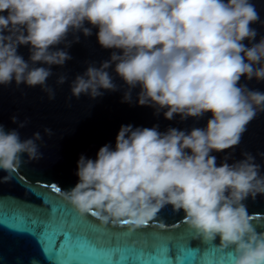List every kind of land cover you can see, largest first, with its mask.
Masks as SVG:
<instances>
[{
  "label": "clouds",
  "instance_id": "1",
  "mask_svg": "<svg viewBox=\"0 0 264 264\" xmlns=\"http://www.w3.org/2000/svg\"><path fill=\"white\" fill-rule=\"evenodd\" d=\"M0 13H6L0 15V85L40 86L53 99L46 85L51 68L36 64L63 66L71 59L67 49L79 42L77 33L92 35L87 22L97 28L98 44L114 51L75 76L72 97L118 90L112 68L123 81L122 102H131L138 87L136 103L163 110L165 119L211 113L204 128L187 133L121 125L114 149L101 146L95 160L79 156L77 183L59 191L64 201L102 225L127 221L130 232L171 205L183 211L194 237H219V248L230 247L231 264H264V232L249 222L243 203L264 196L260 166L247 152L219 165L210 155L238 145L247 124L264 111V93L239 84L242 76L264 80V37L250 46L242 42L257 36L250 25L259 14L249 0H0ZM21 45L29 48L27 61L17 53ZM65 79L60 75L57 84ZM39 140L40 132L21 139L0 124V170L9 173L0 180L20 167L22 154L40 159Z\"/></svg>",
  "mask_w": 264,
  "mask_h": 264
},
{
  "label": "water",
  "instance_id": "2",
  "mask_svg": "<svg viewBox=\"0 0 264 264\" xmlns=\"http://www.w3.org/2000/svg\"><path fill=\"white\" fill-rule=\"evenodd\" d=\"M249 2L255 6L259 20L250 25L257 32L255 41H242L247 46L264 37V0ZM85 26L92 28V35L77 33L79 42L67 49L71 59L63 66L36 64L51 68L52 75L46 85L52 88L53 99L40 86L15 82L0 85V124L5 130L16 129L21 139L30 138L33 132L41 133V140L36 141L40 159L28 161L26 154H22L20 167L6 182L0 180V264H231L230 247L219 248V237L206 242L194 237V232L182 221L183 211L174 212L171 205L163 207L147 225L130 232L124 224L102 225L89 213L81 216L59 192L51 190L52 184L67 190L77 183L76 162L80 155L95 160L101 146L107 144L114 149L121 125L155 126L160 132L171 127L187 133L192 128H204L211 117L206 112L201 117L181 119L179 114H174L173 119H165L163 110L156 113L152 107L136 103L138 87L131 90V102H122L123 81L112 68L108 71L118 90H101L103 94L95 98L85 94L72 97L70 84L75 76L83 73L90 63L99 66L114 51L98 44L96 27L87 22ZM68 39H72L71 34ZM17 53L28 60L27 45L19 46ZM60 75L66 77L63 84H57ZM239 84L264 93V80L242 76ZM13 116L17 118L16 123L11 119ZM22 121L26 123L20 128L18 124ZM44 128L51 129L52 134H46ZM245 152L255 158L260 174L264 175V155H261L264 153V111L258 112L247 124L238 145L212 151L210 155L216 157L217 165L226 157V162L231 164L243 159ZM5 175L9 173L0 170V178ZM243 203L249 222L257 232H264V196L258 194ZM51 208L56 209V214L47 223ZM161 221L163 227L159 226ZM73 228L83 234L94 233L95 238L90 241L82 235L80 239H66L60 245L61 234L72 232ZM113 239L118 243H110ZM148 249H152L151 255Z\"/></svg>",
  "mask_w": 264,
  "mask_h": 264
},
{
  "label": "snow or ice",
  "instance_id": "3",
  "mask_svg": "<svg viewBox=\"0 0 264 264\" xmlns=\"http://www.w3.org/2000/svg\"><path fill=\"white\" fill-rule=\"evenodd\" d=\"M38 187H39V185H38ZM45 187H47V186L45 185ZM51 190L56 191V192H59L60 191V188L58 186H56L55 184H52L51 185ZM0 200H2V199H0ZM41 212H42V210H41ZM55 214H56V209L55 208H51L50 209V214H49V220H48L47 223H49L55 217ZM41 222H43V221H41ZM127 223H128L127 221H121V224L126 225ZM61 235L63 236V240L60 242V245H62L66 239H69V238L80 239L82 237V235H83V237L85 239H88L90 241L95 238V234L94 233L83 234L80 230H78L76 228H73V231L72 232L62 233ZM59 237L57 238V240L59 239ZM110 243H112L113 245H115L116 243H118V241H116L115 239H113L112 241H110ZM148 254L149 255L152 254V249H148Z\"/></svg>",
  "mask_w": 264,
  "mask_h": 264
}]
</instances>
